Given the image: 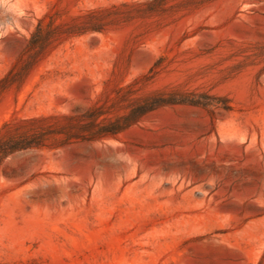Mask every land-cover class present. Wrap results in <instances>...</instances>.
<instances>
[{
	"label": "rangeland",
	"instance_id": "rangeland-1",
	"mask_svg": "<svg viewBox=\"0 0 264 264\" xmlns=\"http://www.w3.org/2000/svg\"><path fill=\"white\" fill-rule=\"evenodd\" d=\"M33 132L0 264H264V0H0V139Z\"/></svg>",
	"mask_w": 264,
	"mask_h": 264
},
{
	"label": "trees",
	"instance_id": "trees-1",
	"mask_svg": "<svg viewBox=\"0 0 264 264\" xmlns=\"http://www.w3.org/2000/svg\"><path fill=\"white\" fill-rule=\"evenodd\" d=\"M162 102L160 100H152L146 102L145 105L142 107L131 111L124 117L123 122H110L106 125L101 126L97 131L92 132L89 136L90 139L101 138L124 129L125 127L129 126L130 124L134 123L138 120L140 116H142L147 111L155 108L156 106L160 105ZM92 110V109H91ZM93 112L90 117L93 119L97 118L101 112L97 111V109H93ZM67 117V115L65 116ZM58 131V130H57ZM58 132H64V130H59ZM45 135L41 132H33V133H24L19 136H11L6 139H0V163L14 152L18 150L28 149L35 146H43Z\"/></svg>",
	"mask_w": 264,
	"mask_h": 264
}]
</instances>
